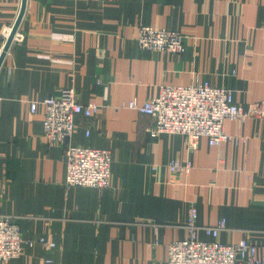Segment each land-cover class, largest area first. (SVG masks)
<instances>
[{"label":"crops","instance_id":"0c3cea01","mask_svg":"<svg viewBox=\"0 0 264 264\" xmlns=\"http://www.w3.org/2000/svg\"><path fill=\"white\" fill-rule=\"evenodd\" d=\"M20 5L0 0V52ZM142 26L181 34L183 52L138 50ZM201 81L245 108L264 100V0H26L0 67V216L16 219L22 253L0 264H167L190 207L198 227L224 221L218 242L248 240L264 259V120L226 121L237 141L192 149L151 137L152 119L126 107ZM69 88L99 106L75 119L70 143L110 152L105 190L65 187L63 149L42 136L43 108L30 113ZM187 161L188 174L168 168Z\"/></svg>","mask_w":264,"mask_h":264},{"label":"built area","instance_id":"2783aa9c","mask_svg":"<svg viewBox=\"0 0 264 264\" xmlns=\"http://www.w3.org/2000/svg\"><path fill=\"white\" fill-rule=\"evenodd\" d=\"M135 44L140 51L175 55L183 52V36L167 29L142 26L138 30ZM39 106L43 108L42 136L49 143L63 149L66 162L65 187L93 188L99 191L109 188L110 152L70 143L75 119H91L98 113L99 106L94 103L80 104L72 88L64 89L58 96L31 101L30 113H35ZM126 107L152 119V127L148 129L151 137L162 134L182 135L192 149L202 138L213 147L237 141L224 131L226 121L244 122L250 117L264 120V100L245 108L234 102L231 90L215 87L207 81L187 86L162 85L156 97L143 103L133 100ZM168 168L171 172L188 174L191 164L189 161L185 164L172 162ZM187 229L186 238L168 245L167 264H264V259L256 257V247L250 241L243 239L223 244L216 240L219 232L225 229L224 221L214 227H198L196 209L193 207L189 209ZM199 230L214 240H198L196 231ZM39 243L44 247H54L45 239H40ZM21 253L22 241L16 219L0 216V263L17 259Z\"/></svg>","mask_w":264,"mask_h":264},{"label":"water","instance_id":"95a60500","mask_svg":"<svg viewBox=\"0 0 264 264\" xmlns=\"http://www.w3.org/2000/svg\"><path fill=\"white\" fill-rule=\"evenodd\" d=\"M25 7H26V0H21V5H20V9H19V12H18V15L10 29V32L8 34V36L6 37V40H5V43L1 49V52H0V67L4 61V58L8 52V49L17 33V30H18V27H19V24L22 20V17H23V14H24V11H25Z\"/></svg>","mask_w":264,"mask_h":264}]
</instances>
